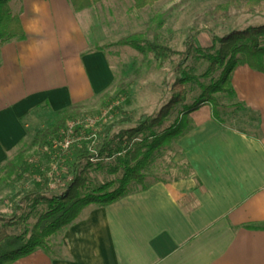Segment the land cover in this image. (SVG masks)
<instances>
[{"label":"crops","instance_id":"crops-1","mask_svg":"<svg viewBox=\"0 0 264 264\" xmlns=\"http://www.w3.org/2000/svg\"><path fill=\"white\" fill-rule=\"evenodd\" d=\"M97 5L77 13L69 0H21L13 8L26 38L0 45V168L40 118L113 87L104 49L113 40ZM232 89L255 116L248 130L213 113L191 116L175 143L185 175L87 209L50 254L14 264H264V229L252 228L264 227V73L240 66Z\"/></svg>","mask_w":264,"mask_h":264},{"label":"trees","instance_id":"trees-1","mask_svg":"<svg viewBox=\"0 0 264 264\" xmlns=\"http://www.w3.org/2000/svg\"><path fill=\"white\" fill-rule=\"evenodd\" d=\"M14 1L21 0H0V45L26 38L21 19L12 8ZM103 1L69 0L77 13ZM160 1L133 0L137 10L153 7ZM247 6L251 11L261 9L264 0H247ZM229 9L230 4H227L218 11ZM195 38L194 35L187 38L183 51H175L162 44L158 37L149 41L144 34L132 35L117 44L131 46L144 56L145 64L154 62L162 70L171 65L172 71L178 74L171 87L172 97L158 114L134 120L115 107V112L122 113V118L105 122L100 132L93 128H73L72 142L66 149L63 145L67 138V125L83 116L75 107L67 108L59 112L52 126L34 134L32 148L36 149L35 156H30L21 145L18 152L0 168V185L23 181L33 184L31 191L17 200H11V214L0 216V264H14L39 250L50 254L53 246L48 244V239L74 224L87 209L105 207L140 189L146 190L149 183L144 173L155 155L187 133L189 125L184 117L210 104L213 118L224 124L221 111L226 107L221 104L218 95L227 94L235 99L232 89L234 71L246 65L264 73V23L233 30L224 37H215L216 42L207 49L197 47ZM194 55L209 65L207 72L200 77L187 70V63ZM217 74L219 77L211 85L202 83V80ZM190 84H198L202 94L192 105L185 106ZM116 93L120 95L121 92ZM105 97L107 106L114 103L111 95ZM180 105L184 106V110L179 118L165 127L166 120ZM39 153H43L45 164L37 160ZM54 163L68 167L71 178L67 184L52 190L48 173ZM93 174L115 176L117 179L99 183L93 179ZM39 178L40 182L37 181ZM33 217L36 222L30 229L29 221ZM9 228H19L21 234L12 235L8 232Z\"/></svg>","mask_w":264,"mask_h":264},{"label":"rangeland","instance_id":"rangeland-1","mask_svg":"<svg viewBox=\"0 0 264 264\" xmlns=\"http://www.w3.org/2000/svg\"><path fill=\"white\" fill-rule=\"evenodd\" d=\"M20 2L14 1L12 8L15 9ZM227 4H230L229 10L218 11L219 8ZM96 11H98L102 25L108 28V37L113 40V44L104 46V49H107L113 65L115 83L106 94L75 107L83 116L71 121H79V124H75L73 128L86 129L88 125L87 128H93L96 132L101 131L105 122H114L122 118V113L115 112V107L131 115L134 120H139L142 116H155L169 103L172 97L171 87L178 78V74L172 71L171 65H167L166 69L162 70L154 62L145 64L144 56L131 46L117 45L121 40L135 34H144L149 41L158 37L162 44L175 51H183L184 42L190 35H194L196 46L207 49L216 42L215 37H224L233 30L264 23V7L251 11L247 6V0H162L153 7L143 10L135 9L133 0H105L97 5ZM208 66L205 60L194 55L187 63V70L192 75L200 77L207 72ZM218 77L219 74L208 80H202V83L209 86ZM188 90L185 106L192 105L202 94V89L198 84L188 85ZM119 91L121 93L117 95L116 92ZM107 95H111L114 100L110 106H107L108 102L105 99ZM218 98L221 104L226 107L221 111L224 123L248 130L250 128L248 121L254 123L255 116H250L248 111L241 109L231 95L220 94ZM183 110L184 106L180 105L166 120L165 127L172 125ZM211 113H213L212 106L207 104L197 114L193 113L184 118L188 122V118L191 116L201 117ZM57 119L55 114L40 118L31 126L32 135L27 138L21 148L27 149L30 156L33 154L35 156L36 149L32 148L34 134L52 126ZM92 120L93 122H91ZM72 130L67 131L66 135L70 136ZM175 143L176 141L169 148L155 155L152 164L144 173L147 183L150 184L158 180L170 181L186 174V166L179 160V151ZM37 158L45 164L43 153H39ZM1 175L2 169L0 170ZM92 177L99 183L117 179L115 176L108 177L99 174H93ZM70 178L71 170L60 163H54L48 173L52 190L67 184ZM37 181L40 182V178ZM32 189L33 184L28 181L0 185V216L11 214V209H9L11 200L19 199ZM35 222L36 219L31 218L30 229ZM8 232L12 235H20L21 229L9 228ZM59 241L60 233L49 238L48 244L54 248L58 246Z\"/></svg>","mask_w":264,"mask_h":264},{"label":"built area","instance_id":"built-area-1","mask_svg":"<svg viewBox=\"0 0 264 264\" xmlns=\"http://www.w3.org/2000/svg\"><path fill=\"white\" fill-rule=\"evenodd\" d=\"M91 122H93V120ZM71 123L69 124V126H68L69 129L67 131L72 130L75 124H79V121L78 120H75L74 122H71ZM87 127H88V125L86 126V128ZM72 133H73V130H72ZM71 140H72V134L70 136H67L63 147L64 148H67L70 145V143L72 142Z\"/></svg>","mask_w":264,"mask_h":264}]
</instances>
